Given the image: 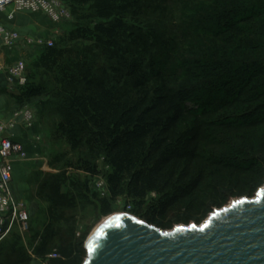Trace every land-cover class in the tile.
Returning <instances> with one entry per match:
<instances>
[{"label":"trees","instance_id":"trees-1","mask_svg":"<svg viewBox=\"0 0 264 264\" xmlns=\"http://www.w3.org/2000/svg\"><path fill=\"white\" fill-rule=\"evenodd\" d=\"M138 1L94 0L120 28V17ZM206 2L210 23L195 34L203 52L184 72L136 77L116 98L104 99L89 93L104 85L89 77L91 49L53 46L39 55L37 72L19 95L26 101L53 93L74 107L78 117L69 121L109 166L108 200L129 198L132 213L149 194L158 195L147 222L162 229L169 228L163 220L175 206H182L185 222H199L231 198L252 197L264 181V0ZM112 29H96L109 40H96L98 46L114 44ZM86 32L77 29L67 40ZM79 169L99 173L89 161H80ZM108 200L102 199L103 215L111 212ZM47 251L44 243L37 255ZM57 252V264L84 261L78 244H61Z\"/></svg>","mask_w":264,"mask_h":264},{"label":"rangeland","instance_id":"rangeland-1","mask_svg":"<svg viewBox=\"0 0 264 264\" xmlns=\"http://www.w3.org/2000/svg\"><path fill=\"white\" fill-rule=\"evenodd\" d=\"M61 1L68 5L71 19L53 23L58 28L50 39L30 37L34 43L27 46L29 52L25 63L28 80L25 86L32 81L29 75L37 72L33 64L46 47H89V77L94 82L100 79L104 84L101 88L91 89L89 93L94 92L104 99L116 98L136 77L151 79L158 72H184L191 61L200 58L203 52L196 47L199 39L195 38V34L202 33V27L210 23L205 18L208 6L206 0H139L120 17L123 23L121 28L117 26L115 16H102L94 0L83 3L75 0ZM24 13L33 19L46 17L40 13ZM108 27L114 29L109 38L113 39L114 44L101 48L96 40L109 42L106 40L108 35L96 32V29L100 31ZM84 28L87 31L85 36L67 40L77 29L81 31ZM39 39L52 41L53 45L47 46ZM40 77L38 70L35 81ZM25 86L10 85L5 80V86L0 88V114L3 116L0 119L7 120L13 111L23 107L36 113L33 128L24 129L19 125L14 129L17 139L25 145L27 157L14 162L13 190L30 212V229L20 233L14 228L2 240L0 264H36L40 257L37 249L44 243L47 254L57 252L61 244H78L84 249L85 259L84 246L87 239L112 214L127 213L148 223L152 200L158 195L149 194L146 203L136 207L132 213L127 209L132 204L129 198L120 196L109 201L106 182L109 166L103 153L95 148L89 149L84 144L85 136L69 121L78 117L74 107L64 101L62 96L57 97L53 93L23 101L19 95ZM8 103H11L10 107ZM1 106L6 108L2 109ZM80 161H89L97 167L99 173L92 176L80 170ZM263 186L264 181L257 186L252 197L231 198L224 206L240 198L256 197L258 189ZM102 199L110 202L111 212L108 215L101 213ZM215 209L220 208H214L213 211ZM210 213L199 222H185L183 208L178 205L171 208L163 220L169 228L162 229L155 226V223L148 224L162 231H170L190 224L200 225Z\"/></svg>","mask_w":264,"mask_h":264},{"label":"water","instance_id":"water-1","mask_svg":"<svg viewBox=\"0 0 264 264\" xmlns=\"http://www.w3.org/2000/svg\"><path fill=\"white\" fill-rule=\"evenodd\" d=\"M84 248L82 264H264V186L252 199L215 209L200 225L170 231L112 214Z\"/></svg>","mask_w":264,"mask_h":264},{"label":"built area","instance_id":"built-area-1","mask_svg":"<svg viewBox=\"0 0 264 264\" xmlns=\"http://www.w3.org/2000/svg\"><path fill=\"white\" fill-rule=\"evenodd\" d=\"M20 12L40 13L56 24L69 21L72 15L68 5L61 0H0V14L7 20H13ZM0 40L2 47L11 49L20 41V35L0 24ZM31 42L33 41L28 40V43ZM43 44L52 46L53 42ZM27 72L23 59H17L7 67L0 64V75L3 73L10 85L25 86ZM35 121L36 113L28 107L13 111L7 120L0 119V243L14 228L20 233H26L30 229V212L13 190L14 162L27 157L25 145L17 139L14 129L19 125L24 129H31ZM127 209L130 213L131 205ZM57 258H60L58 252L48 253L37 258L36 264H57L53 262Z\"/></svg>","mask_w":264,"mask_h":264},{"label":"crops","instance_id":"crops-1","mask_svg":"<svg viewBox=\"0 0 264 264\" xmlns=\"http://www.w3.org/2000/svg\"><path fill=\"white\" fill-rule=\"evenodd\" d=\"M0 24L20 35V41L11 49L3 48L0 40V64L5 67L12 65L17 59H23L25 61L27 52H29L27 46L34 42V39L30 37L38 36L50 39L58 28L44 16L33 19L24 12L16 14L13 20H7L4 15L0 14ZM28 40H32L33 42L28 43ZM39 40L41 41V39ZM47 41L42 40L41 42L45 43ZM5 80V75L2 73L0 75V88L5 86ZM10 104L8 103L9 107ZM1 108L4 109L6 106H1ZM2 117L0 114V118Z\"/></svg>","mask_w":264,"mask_h":264},{"label":"bare ground","instance_id":"bare-ground-1","mask_svg":"<svg viewBox=\"0 0 264 264\" xmlns=\"http://www.w3.org/2000/svg\"><path fill=\"white\" fill-rule=\"evenodd\" d=\"M97 227H98V226H97ZM97 227H96V228H97ZM96 228H95V229H96ZM94 231H95V230H94Z\"/></svg>","mask_w":264,"mask_h":264}]
</instances>
